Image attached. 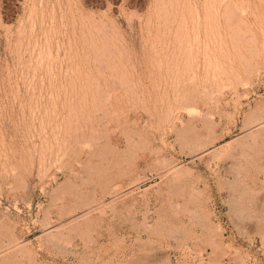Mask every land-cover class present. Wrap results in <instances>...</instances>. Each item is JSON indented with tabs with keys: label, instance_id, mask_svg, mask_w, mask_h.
<instances>
[{
	"label": "rangeland",
	"instance_id": "rangeland-1",
	"mask_svg": "<svg viewBox=\"0 0 264 264\" xmlns=\"http://www.w3.org/2000/svg\"><path fill=\"white\" fill-rule=\"evenodd\" d=\"M0 264H264V0H0Z\"/></svg>",
	"mask_w": 264,
	"mask_h": 264
}]
</instances>
